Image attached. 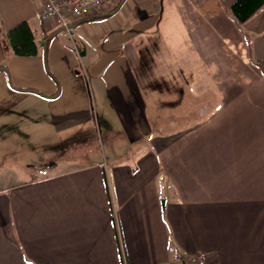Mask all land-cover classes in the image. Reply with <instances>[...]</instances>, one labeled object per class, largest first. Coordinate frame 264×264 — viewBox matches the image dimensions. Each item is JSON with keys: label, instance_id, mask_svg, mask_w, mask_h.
<instances>
[{"label": "crops", "instance_id": "obj_1", "mask_svg": "<svg viewBox=\"0 0 264 264\" xmlns=\"http://www.w3.org/2000/svg\"><path fill=\"white\" fill-rule=\"evenodd\" d=\"M234 1L211 0L209 18L225 15L237 25L238 51L230 52L253 77L222 102L216 136L210 121L160 143L145 140L154 130L132 60L139 37L155 32L177 4L130 0L123 19H74L53 31L40 20L42 0H0L1 151H35L52 129L63 143L58 152L83 157L59 169L36 156L27 166L33 176L0 188V264H194L201 252L215 264H264V75L253 63L264 61V9L241 23ZM177 10L189 39L205 45L220 33L199 25L205 17ZM23 21L34 30L35 55L14 52L8 32ZM170 90L177 98L164 103L182 107L188 92ZM105 102L128 142V154L113 162L82 154L101 125L95 107ZM200 103L206 111L207 101ZM106 128L112 131L110 121Z\"/></svg>", "mask_w": 264, "mask_h": 264}, {"label": "rangeland", "instance_id": "obj_2", "mask_svg": "<svg viewBox=\"0 0 264 264\" xmlns=\"http://www.w3.org/2000/svg\"><path fill=\"white\" fill-rule=\"evenodd\" d=\"M158 1L155 0V2ZM210 1L165 0V5L168 2L177 4L172 12L170 8H166L165 11L168 12L169 18L164 23L158 24L155 32L144 33L139 37L138 42L140 41L141 45L137 48V56H134L132 60V68L141 80L144 97L148 99L147 114L150 126L154 130V134L145 140L165 143L182 133L184 128L194 132L201 128V124L204 126L210 121L211 126L208 131H211L212 137L216 136L215 120H217L218 112L222 110V106H225L226 99L231 95L238 94L243 89V84L250 81L246 79V76L250 79L253 77L249 75L247 69H243L241 55L238 52L234 54L237 49H233L238 48L239 41L237 25L225 15L217 17L216 21L213 22V19L209 18L212 14L209 7ZM129 2L130 0L125 4L126 8L113 16L104 18V20L112 22L114 19L122 18L130 5ZM177 8L182 14L184 12L186 17H205L201 18L202 24L199 25L205 31L220 33L216 38L209 34V40L205 41V45L204 42L192 35L189 39L183 32L182 15ZM196 26L197 24L193 23L192 28ZM200 32H203V30H200ZM157 34L159 38L155 39ZM154 40L157 41L153 43L154 45H150ZM241 40L242 37H240V43ZM156 42H159V44H156ZM231 50L234 52L231 53ZM202 51L204 53H201ZM253 75H257V70ZM190 79H192L191 85ZM172 84L176 87L181 86L185 92H188L189 97L182 103V107L175 108L171 103H164L166 98L168 100H172L174 96L177 98L178 90L175 95H170L174 90L167 92V89V91H164L166 86ZM216 96L220 97L219 102H216ZM203 100L207 101V110L204 112L199 111L203 105L200 102ZM223 101L225 102L222 103ZM95 111L100 116L101 125L94 136L93 143L86 145L84 147L85 153L82 152V154H88L84 155L87 159L93 158L94 154L95 157L102 159L103 154H105L110 162L115 161L116 156L123 155V158L128 154V150L126 153L128 142L124 141L123 136H120L123 132L115 110L113 111L110 104L105 102L101 105L98 104ZM192 111L195 113H192ZM108 121L112 126L111 132H108L106 128ZM56 136V133L50 129L45 136L47 143L42 146L39 144L35 151L20 150L13 152L11 150L9 152L1 151L0 148V159L4 157L9 159L5 163L0 160V188L10 183L11 179L23 175L33 176L35 173L29 172L31 166H27L39 160H34L36 156L40 159L50 158L55 162L57 161L59 169L72 165L70 161L79 164L83 157H72L71 159L73 149L71 152L69 150L58 152V149L63 148V143L61 141L57 142ZM13 148L15 150L14 146ZM39 162L46 161L41 160ZM32 169L36 173L41 172L36 166Z\"/></svg>", "mask_w": 264, "mask_h": 264}, {"label": "built area", "instance_id": "obj_3", "mask_svg": "<svg viewBox=\"0 0 264 264\" xmlns=\"http://www.w3.org/2000/svg\"><path fill=\"white\" fill-rule=\"evenodd\" d=\"M119 0H42L40 20L50 29H69L74 19L81 20L107 11ZM107 9V10H105ZM106 13V12H105ZM194 264H215L214 259L207 253H198Z\"/></svg>", "mask_w": 264, "mask_h": 264}, {"label": "trees", "instance_id": "obj_4", "mask_svg": "<svg viewBox=\"0 0 264 264\" xmlns=\"http://www.w3.org/2000/svg\"><path fill=\"white\" fill-rule=\"evenodd\" d=\"M121 2L122 0H119L116 5L108 9V12L116 10ZM262 9H264V0H236L230 6L231 12L241 23L248 21ZM101 14L102 13L94 14L88 18L81 19L80 21L98 18ZM8 35L12 38V44L16 54L23 56L37 54L38 46L35 40V33L26 21L20 22L11 28ZM253 63L264 75V61L261 59H254Z\"/></svg>", "mask_w": 264, "mask_h": 264}, {"label": "water", "instance_id": "obj_5", "mask_svg": "<svg viewBox=\"0 0 264 264\" xmlns=\"http://www.w3.org/2000/svg\"><path fill=\"white\" fill-rule=\"evenodd\" d=\"M125 1H126V0H122L120 6H119L116 10H113V11H109V12L103 13V14H101L99 17H101V18H105V17H109V16H112V15L116 14V12H117V11L119 10V8L124 4ZM64 30H65V28L60 29V31H64ZM49 40H50V38H47L46 41H45L44 52H45V50H46V46H47ZM3 70H6V69H3ZM34 92H36V93H38V94H41V93L38 92V91H34ZM45 96H48V95H45ZM48 97H50V96H48Z\"/></svg>", "mask_w": 264, "mask_h": 264}]
</instances>
